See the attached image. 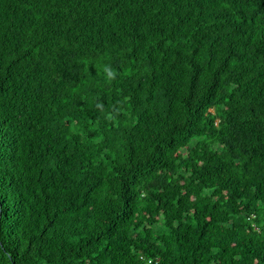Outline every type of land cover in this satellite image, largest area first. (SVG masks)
I'll return each instance as SVG.
<instances>
[{
  "label": "trees",
  "instance_id": "1",
  "mask_svg": "<svg viewBox=\"0 0 264 264\" xmlns=\"http://www.w3.org/2000/svg\"><path fill=\"white\" fill-rule=\"evenodd\" d=\"M0 264H264V0H0Z\"/></svg>",
  "mask_w": 264,
  "mask_h": 264
}]
</instances>
